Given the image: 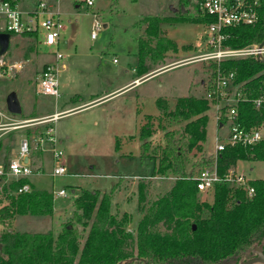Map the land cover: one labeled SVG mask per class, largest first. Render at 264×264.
I'll return each instance as SVG.
<instances>
[{
  "label": "rangeland",
  "instance_id": "rangeland-1",
  "mask_svg": "<svg viewBox=\"0 0 264 264\" xmlns=\"http://www.w3.org/2000/svg\"><path fill=\"white\" fill-rule=\"evenodd\" d=\"M42 1L55 6L60 14L62 44L59 49L48 48L38 45L34 38H11L5 60L23 65L10 78H0V110H4L10 93L16 94L22 116L26 118L77 108L47 126H26L13 131L9 141L11 150L14 151L20 140H29L30 184L35 190L51 193L54 208L51 216H17L12 229L19 233L56 235L68 222L73 198L81 190H98L103 194L115 187L112 212L118 216L131 214L129 229L134 230L143 210L173 183L169 178L157 176L154 167L164 146L165 132L179 126L161 115L157 100H165L171 108L180 97L205 98L213 83L215 66L209 62L187 61L205 52L206 27L196 21L199 14L189 0H94L91 8L84 0ZM182 3L187 11L185 19L162 25L165 35L176 44L177 52L167 53L164 65L153 71L162 72L134 85L132 81L139 78L138 39L142 35L139 22L146 16L179 17V11L184 9ZM95 20L101 29L92 39ZM57 50L64 58L59 63V96L55 98L38 93L37 79L44 65L54 61ZM182 62L188 64L179 65ZM148 68L155 67L148 64ZM206 115V141L201 151L190 154L186 166L189 174H197L201 156L214 157L216 138L221 139L229 132L228 124L219 126L216 105H211ZM148 116L152 117L153 129L148 139L149 150L143 156L140 133ZM50 127L51 135L61 140V144L57 142L54 146L47 140ZM38 138H43L40 146L35 143ZM54 148L63 155L58 163L53 159ZM57 166H63L65 174L53 176ZM235 169L251 181L264 180L262 161H240ZM140 183L146 186L143 204L139 201ZM61 190L65 191V197L55 195ZM3 198L0 197L1 205L6 203ZM199 199L211 202L213 193L199 194ZM4 228L5 224L0 225V232Z\"/></svg>",
  "mask_w": 264,
  "mask_h": 264
},
{
  "label": "trees",
  "instance_id": "trees-1",
  "mask_svg": "<svg viewBox=\"0 0 264 264\" xmlns=\"http://www.w3.org/2000/svg\"><path fill=\"white\" fill-rule=\"evenodd\" d=\"M181 6L185 9V3ZM258 10L260 19L256 25L228 32V47L243 49L264 41V0H259ZM179 13L175 18L146 16L139 22V77L163 66L167 53L177 52L162 25L185 19L186 9ZM196 21L205 23L202 18ZM148 64L155 68L150 70ZM220 71L234 75L231 86L236 93L247 94L249 101L238 105L241 124L251 127L262 122L264 116L253 109L250 101L264 93V58L227 59L220 64ZM157 104L161 115L179 126L165 132L164 146L154 167L157 176L173 183L142 209L134 230L129 229L131 214L118 216L112 212L113 187L103 194L98 190H81L73 198L68 222L56 235L16 232L12 223L17 216H51L53 196L35 190L29 179L12 180L6 185L0 177V197L6 201L4 205L0 202V225H6L0 232V264H239L255 255V246H261L264 253V180L249 182L255 192L251 198L241 189L230 191L225 183H219L214 187L211 202L199 199L195 180L206 168L216 166L223 176L240 161L264 162V142L253 148L227 147L209 159L201 156L197 174H189V156L194 150H202L207 134L206 113L214 102L189 96L177 98L171 108L163 99L157 100ZM146 119L140 133L143 156L149 150L148 139L153 129L152 117ZM225 120L222 118L219 124ZM23 185H30L32 190L17 194ZM145 188L139 184L140 204L145 203Z\"/></svg>",
  "mask_w": 264,
  "mask_h": 264
},
{
  "label": "built area",
  "instance_id": "built-area-1",
  "mask_svg": "<svg viewBox=\"0 0 264 264\" xmlns=\"http://www.w3.org/2000/svg\"><path fill=\"white\" fill-rule=\"evenodd\" d=\"M25 0H0V33L13 36H35L38 45L48 48H57L63 30L59 12H54L51 6L42 0H36L32 9H22ZM199 14V18L205 20L206 30L204 32L205 52L187 60L192 62H209L216 69L213 71V83L205 96L216 105L217 121L225 118L229 126L228 134L223 138H216L214 157L227 147L241 146L253 148L264 142V120L251 127H245L239 121L238 105L241 102L249 101L247 94L236 93L233 87L234 75L221 74L220 64L227 59L241 57L264 58V46L252 45L243 49H232L226 45L229 38V31L245 26H254L259 22V0H189ZM86 6L91 8L94 0H84ZM101 25L95 20L92 27L91 38L95 39L96 32H99ZM5 55H0V78H10L13 74L22 69V63L5 60ZM64 58L58 50L54 53V61L44 65L37 79L38 93L45 96L57 98L59 96L58 71L59 63ZM188 63H179L188 64ZM253 109L264 116V93L250 101ZM55 119L57 117H54ZM53 120V119H52ZM44 122H47L45 120ZM31 122L13 124L16 129L26 127ZM224 124H219L220 128ZM48 129L47 140L54 146L57 144ZM43 138L35 139L40 146ZM31 153V144L27 138L20 142L19 153L15 160L0 165V177L4 178V184L8 179H28L32 175L28 158ZM61 151L54 148L53 159L58 163L62 158ZM65 174L63 166L55 167L53 176ZM198 194L209 195L213 193L215 185L225 183L230 191L241 189L247 197L254 195V189L249 185L245 174L239 173L235 167L225 175H219L216 166L200 171L195 177ZM32 189L30 185H23L17 190V194L28 193ZM57 197H65V191L56 192Z\"/></svg>",
  "mask_w": 264,
  "mask_h": 264
},
{
  "label": "crops",
  "instance_id": "crops-1",
  "mask_svg": "<svg viewBox=\"0 0 264 264\" xmlns=\"http://www.w3.org/2000/svg\"><path fill=\"white\" fill-rule=\"evenodd\" d=\"M34 1H36V0H25L22 3V7L26 8V9H32ZM50 6H51V9L54 12H56L55 6H53L52 4ZM61 44H62V39L60 40V43H59L57 49H59ZM163 71H165V70H163ZM160 72H162V71L149 73L145 76L139 77L138 79H134L132 82L135 83L134 85H138V84L142 83L143 81H145L146 79L150 78L154 73L157 74ZM132 82H130V83H132ZM134 85H132V86H134ZM126 86H124V87H126ZM93 101H91V102H93ZM83 106L84 105H80L78 107H83ZM75 108H77V107H75ZM75 108L62 110L59 112H55L53 114H47V115H43V116L26 118V117L22 116L23 115L22 112L19 115H15V116L10 115V113H8V111L6 109V104H5L4 110H0V120H2V122L0 123V165H2V164L4 165V164H7V163L15 160L18 156V153H19V147H20L21 140L19 141V144L14 149V151L11 150L12 146H11V143L9 142V141H11V136L13 134V131L17 130L13 126V124L23 123V122H31L29 125H26V126H29V128L32 126H44V125L47 126L51 122H56V120H58L59 118L75 112V111L71 112ZM86 108L87 107H84L82 109H86ZM82 109H79V110H82ZM54 117H57V118L55 119ZM45 120H47V122H44ZM49 129H52V128L50 127ZM4 140H6V141H4ZM57 142H59V144L62 143L61 140H59ZM28 164L32 165L31 153H30V156L28 158ZM10 181H12V179H8V183ZM29 181H30V179H29Z\"/></svg>",
  "mask_w": 264,
  "mask_h": 264
},
{
  "label": "water",
  "instance_id": "water-1",
  "mask_svg": "<svg viewBox=\"0 0 264 264\" xmlns=\"http://www.w3.org/2000/svg\"><path fill=\"white\" fill-rule=\"evenodd\" d=\"M182 11L184 12V9H182ZM9 44L10 35L0 33V55H4L6 53L9 48ZM259 46L263 47L264 41ZM258 59L263 60L262 57H259ZM5 104L8 113L12 115H19L21 113V107L15 93H10L6 97ZM253 252L255 254L254 257H251L245 261L241 260L239 264H264V253L262 252L261 246H255L253 248Z\"/></svg>",
  "mask_w": 264,
  "mask_h": 264
},
{
  "label": "bare ground",
  "instance_id": "bare-ground-1",
  "mask_svg": "<svg viewBox=\"0 0 264 264\" xmlns=\"http://www.w3.org/2000/svg\"><path fill=\"white\" fill-rule=\"evenodd\" d=\"M10 39H11V37H10ZM10 45V44H9ZM7 52V51H6ZM31 171H32V168H31ZM29 179V178H28Z\"/></svg>",
  "mask_w": 264,
  "mask_h": 264
},
{
  "label": "flooded vegetation",
  "instance_id": "flooded-vegetation-1",
  "mask_svg": "<svg viewBox=\"0 0 264 264\" xmlns=\"http://www.w3.org/2000/svg\"><path fill=\"white\" fill-rule=\"evenodd\" d=\"M255 256V255H254ZM254 256H251V257H254Z\"/></svg>",
  "mask_w": 264,
  "mask_h": 264
}]
</instances>
